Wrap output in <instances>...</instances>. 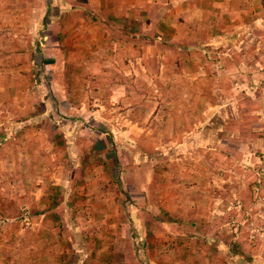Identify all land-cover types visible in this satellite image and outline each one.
Instances as JSON below:
<instances>
[{
  "label": "rangeland",
  "instance_id": "rangeland-1",
  "mask_svg": "<svg viewBox=\"0 0 264 264\" xmlns=\"http://www.w3.org/2000/svg\"><path fill=\"white\" fill-rule=\"evenodd\" d=\"M261 32L253 35L258 42L264 39ZM151 37L140 79L130 67L84 64L76 84L57 82L52 88L47 73L40 83L21 85L25 93H16L14 112L29 106L37 112L14 113V164L1 169H14V191L59 178L77 187L83 258L98 250L102 264H149L146 252L154 249L167 256L163 264L169 257L185 264L182 252L192 251L194 244L200 251L208 246L248 250L255 257L241 264H264V67L255 66L264 44L256 51L244 39V48L233 50L232 59L217 53L209 62L191 50L167 51ZM180 40L193 42L186 35ZM114 87L120 90L112 92ZM63 88L71 98L58 100ZM217 105L226 108L219 113ZM193 168L194 178H185ZM191 185L205 187V196L199 192L188 201ZM8 197L0 194V200ZM210 197L213 212L206 213L204 202ZM161 207L163 216L157 213ZM168 207L180 212H168ZM194 212L195 229L189 221ZM155 214L162 225L155 224ZM4 223L0 214V234H14V223L7 231ZM193 230L214 241L203 247Z\"/></svg>",
  "mask_w": 264,
  "mask_h": 264
},
{
  "label": "crops",
  "instance_id": "crops-1",
  "mask_svg": "<svg viewBox=\"0 0 264 264\" xmlns=\"http://www.w3.org/2000/svg\"><path fill=\"white\" fill-rule=\"evenodd\" d=\"M257 31L264 34V0H0V139L4 141L0 144L3 148L0 181L8 180L4 188L3 184L0 186V194L9 195L8 200H0V214L8 222L4 223L5 231L12 228V223L16 228L14 234H0V264H102L98 250L93 255L87 252L84 258L80 252L77 237L83 220L78 214L82 204L76 200L77 187L66 186L59 178V182L50 185L42 183L40 187L26 186L14 191V169H1L14 164L11 148L14 113L31 116L37 112L34 106L14 112L16 93H25L20 92L21 85L40 83L43 81L40 77L47 73L52 88L57 82L76 84L78 74L82 78L77 70L84 64L96 68L130 67L140 79L141 70L147 65L148 37L151 36L155 45L164 44L170 52L191 50L206 56L209 62L217 53L232 59L233 50L244 48L240 47L244 39L251 41L256 51L262 49L264 39L258 37V42L253 37ZM185 35L192 37L193 42L181 43L180 37ZM232 44L236 47L228 50ZM157 63L160 68L164 67V62ZM255 66L264 67V53ZM72 68H76L74 73ZM66 88L58 100L70 97L71 92ZM53 96L56 98V94ZM224 107L217 105L216 109L220 113ZM194 168L192 172H184L185 178H194ZM190 189V195L186 196L188 201L199 192L205 196V187L199 189L191 185ZM14 194L17 197L14 198ZM29 195H33L32 198ZM211 201L214 202L213 197L204 202L206 213L213 212ZM169 208L168 212H176ZM194 210L195 206L190 209ZM162 211V207L157 209L163 216ZM197 216L194 212L189 220L195 225L194 229L199 225ZM154 217L155 224L162 225V219L156 214ZM221 225L224 224H218ZM23 226L27 227V234L23 233ZM193 235L195 240H203V247L204 242L214 241L211 236L202 239L194 230ZM90 245L97 249V244ZM193 245L192 251L182 252L187 256L185 264H241L249 256L255 257L248 250H213L208 246L207 250L200 251L194 250ZM177 254L174 258L179 257V252ZM166 257L154 249L146 252L149 264H163ZM168 264L177 262L169 257Z\"/></svg>",
  "mask_w": 264,
  "mask_h": 264
}]
</instances>
